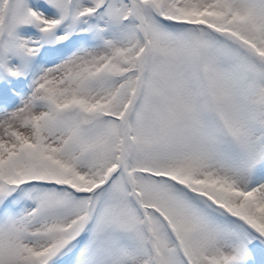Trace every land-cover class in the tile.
<instances>
[{
    "label": "snow or ice",
    "instance_id": "6c2138e0",
    "mask_svg": "<svg viewBox=\"0 0 264 264\" xmlns=\"http://www.w3.org/2000/svg\"><path fill=\"white\" fill-rule=\"evenodd\" d=\"M0 264H264V0H0Z\"/></svg>",
    "mask_w": 264,
    "mask_h": 264
}]
</instances>
